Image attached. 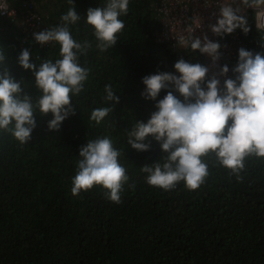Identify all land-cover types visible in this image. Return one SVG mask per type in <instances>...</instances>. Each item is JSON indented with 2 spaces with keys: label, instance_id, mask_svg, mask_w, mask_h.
<instances>
[{
  "label": "trees",
  "instance_id": "obj_1",
  "mask_svg": "<svg viewBox=\"0 0 264 264\" xmlns=\"http://www.w3.org/2000/svg\"><path fill=\"white\" fill-rule=\"evenodd\" d=\"M53 1L42 5L48 29L62 25L61 16L72 7L69 0ZM106 3L73 0L81 19L69 24V31L76 41L92 45L79 56L89 74L84 90L72 96L74 114L50 131L51 112L35 109L36 127L25 144L0 131V264H264V157H246L237 175L209 153L202 157L209 175L195 190L183 181L170 190L147 183L148 174L141 167L163 163L165 154L151 136L149 150L133 149L127 133L136 121L146 123L157 110L156 101L171 89L146 100L141 96L142 78L158 72L178 76L173 65L181 58L202 65L204 60L199 50L173 47L154 36L158 22L150 0H129L127 13L118 17L124 28L116 43L106 50L98 48L85 16L89 7ZM246 21L247 33L240 28L233 32L253 53L264 55V32L254 29L251 17ZM25 48L37 65L61 58L59 43L41 45L30 31L0 17V50L7 55L0 72L9 69L35 103L41 92L34 75L17 62ZM105 85L119 102L104 100ZM173 94L183 100L178 92ZM100 107L112 111L97 124L90 115ZM104 136L120 151L118 161L129 177L120 203L108 199L100 185L71 193L80 147Z\"/></svg>",
  "mask_w": 264,
  "mask_h": 264
},
{
  "label": "clouds",
  "instance_id": "obj_2",
  "mask_svg": "<svg viewBox=\"0 0 264 264\" xmlns=\"http://www.w3.org/2000/svg\"><path fill=\"white\" fill-rule=\"evenodd\" d=\"M153 2L150 0L149 6L158 22L154 36L173 47L182 45L199 50L204 65L181 58L173 65L178 76L158 72L142 78L145 88L141 96L146 100H156L162 89L171 90L156 101L157 110L146 123L136 121L127 133V142L133 149L149 150L148 137L151 136L160 142L165 154L161 157L163 163L144 165L141 171L148 174L146 180L149 185L163 190L175 188L180 181L189 190H195L209 175L208 165L202 157L212 153L220 165L238 175L244 169L246 157H264V55L253 53L250 45L233 31L240 28L247 33L246 18L251 17L254 29L264 32V29L256 27L252 9L240 14L243 8L264 6V0H240V4L235 6V0L222 4L216 23L209 25L210 30L218 35L216 42L206 35L201 39L191 34L187 38L181 37L176 43L164 39L160 16ZM6 3V11L0 10L1 18L30 31L41 45L48 42L60 45L61 58L55 62L32 63L27 48L21 49L17 57L18 64L32 72L35 85L41 92L35 103L30 95L23 92L22 81L16 80L9 69L0 72V131L10 133L25 144L36 127L35 109L41 114L51 112L52 119L47 123L50 131L58 130L61 122L74 114L72 96L84 90L89 74V69L80 65L79 56L86 55L92 45L87 40L76 41L69 31L68 25L81 19L73 0H69L72 7L60 18L62 25L52 24L49 29L46 26L47 10L42 8L43 4L37 5L35 0H6ZM128 4L129 0H107L104 7L87 9L85 22L92 26L98 48L106 50L116 43L117 33L124 28L123 21L118 17L127 13ZM30 14L39 17L33 25L27 20ZM260 18L264 19V11L260 13ZM197 27H200L199 23ZM193 30L190 29V33ZM226 33L228 39L227 35L223 39L222 35ZM226 46L222 52L221 47ZM174 49L177 50L176 47ZM206 55L211 57L212 64L209 65ZM6 59V53L0 50V64L6 63ZM173 90L183 100L177 98ZM105 93L106 102H119L111 86L105 85ZM111 111V107L95 108L90 119L99 124ZM120 155L107 136L88 140L79 149L81 159L77 161L76 174L72 177L71 193L79 195L82 190L100 185L107 190L105 195L108 199L120 203L122 186L129 179L125 167L118 161Z\"/></svg>",
  "mask_w": 264,
  "mask_h": 264
},
{
  "label": "built area",
  "instance_id": "obj_3",
  "mask_svg": "<svg viewBox=\"0 0 264 264\" xmlns=\"http://www.w3.org/2000/svg\"><path fill=\"white\" fill-rule=\"evenodd\" d=\"M224 3H233V0H154L153 7L160 16L162 25V35L167 41L176 43L181 37L187 38L189 35L203 39L207 36L209 40L216 42L218 35L214 34L210 28V24H215L219 16V7ZM240 4V0H235V4ZM6 0H0V10L6 11ZM243 8V6L241 5ZM247 9H252L255 14V25L264 29V19L260 18V13L264 11V6L260 8H243L240 14H246ZM39 18L34 14H30L27 20L30 24H34ZM39 24V21L37 22ZM200 27H197V24ZM190 29H194L190 33ZM226 47H221V51H225ZM220 51V50H219ZM209 65L212 64L211 57Z\"/></svg>",
  "mask_w": 264,
  "mask_h": 264
},
{
  "label": "rangeland",
  "instance_id": "obj_4",
  "mask_svg": "<svg viewBox=\"0 0 264 264\" xmlns=\"http://www.w3.org/2000/svg\"><path fill=\"white\" fill-rule=\"evenodd\" d=\"M35 1L37 2V5L43 4L45 6H48V4H50V3L51 4L55 3V1H53V0H35ZM37 9L41 12H45L41 7H37Z\"/></svg>",
  "mask_w": 264,
  "mask_h": 264
}]
</instances>
